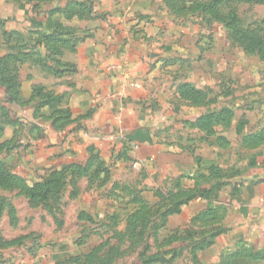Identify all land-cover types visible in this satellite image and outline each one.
<instances>
[{
	"label": "rangeland",
	"instance_id": "1",
	"mask_svg": "<svg viewBox=\"0 0 264 264\" xmlns=\"http://www.w3.org/2000/svg\"><path fill=\"white\" fill-rule=\"evenodd\" d=\"M220 1V18L234 10L239 19L235 26L264 31V1ZM210 2H159L176 22H200L204 29L215 26L216 38L220 39L214 66L220 71L213 74L215 93L209 92V96L226 112L220 125L205 128L203 137H209L214 126L219 128L225 134L217 142L221 155L217 167L212 165L205 173L198 170L184 184L175 178L170 183L149 184V174L136 166L127 145L110 159L98 155L83 163L50 167L44 173H22L19 163L25 162L26 152L35 148L40 136L37 119L46 118L43 113L47 110L37 104L44 105L54 96L48 86L39 83L26 86L24 96L20 81L24 62L10 60L3 66V76L14 85L6 87L4 79L0 82V264H264V249L243 240L233 251L211 257L208 263L199 255L231 229L226 222L231 202L214 205L223 185L220 183L229 178L243 179L251 167H264V60L256 53L245 52L230 39L222 22L202 11L203 5ZM17 33L11 31L7 45L0 43V55L12 51L13 56L20 57L17 54L28 49L31 58L25 63L37 66L35 44L41 36L27 34L26 47L23 36ZM0 35L6 38L2 25ZM61 47L54 46L55 52L68 51L70 46ZM46 62L59 64L56 60ZM197 62L196 72L204 65V61ZM39 65L45 74L49 73L44 63ZM63 67L68 68L67 64L60 69ZM206 94L194 90L187 98L196 101ZM56 97L61 104L68 100L66 94ZM5 103L17 105L16 112L27 105L32 107L33 118L11 114ZM60 113L63 122L58 127L70 119L67 109ZM232 119L249 123L242 126L241 132L236 126V135ZM181 136L187 148L200 151L199 144L204 142L187 133ZM195 160L201 167L200 158ZM54 169L58 173L50 174ZM41 178L46 181L38 183ZM202 196L213 204L182 228L166 226L167 217L177 213L171 212L177 202Z\"/></svg>",
	"mask_w": 264,
	"mask_h": 264
},
{
	"label": "crops",
	"instance_id": "2",
	"mask_svg": "<svg viewBox=\"0 0 264 264\" xmlns=\"http://www.w3.org/2000/svg\"><path fill=\"white\" fill-rule=\"evenodd\" d=\"M162 1L0 0V25L6 37L0 35V43L7 45L11 31L22 34L26 47L27 34L57 38L53 43L43 38L36 41L37 66L25 63L31 53L23 50V95L26 86L39 83L49 87L54 99L37 104L47 110L46 118L37 119L40 136L35 148L26 152L25 162L19 163L22 173H44L50 167L83 163L98 155L108 159L124 145L131 149L136 166L149 174V184L170 183L174 178L184 184L198 170L205 173L218 166L221 148L217 142L225 134L214 126L205 138L206 130L196 123L200 116L222 109L209 96L215 93L213 74L220 71L214 67L220 39L215 26L204 29L200 22L174 21L165 6H159ZM65 44L70 46L68 51L55 52L54 46ZM9 54L12 51L5 53ZM46 60H56L60 66ZM199 60L204 65L198 73L195 63ZM40 62L50 68L49 73H44ZM63 64L68 68L60 69ZM183 85L207 94L190 101ZM58 94L68 95L67 102L61 104ZM4 105L11 114L33 118L28 105L19 112L15 104ZM62 109H67L70 119L58 127L63 122ZM248 123L232 119L235 134ZM182 133L204 142L199 152L186 147ZM197 156L201 167L195 162ZM220 184L214 205L231 202L226 217L231 229L199 252L207 263L211 257L233 251L240 240L264 249V167H251L243 179L229 178ZM211 203L202 196L182 204L179 212L167 217L166 226L182 228Z\"/></svg>",
	"mask_w": 264,
	"mask_h": 264
},
{
	"label": "trees",
	"instance_id": "3",
	"mask_svg": "<svg viewBox=\"0 0 264 264\" xmlns=\"http://www.w3.org/2000/svg\"><path fill=\"white\" fill-rule=\"evenodd\" d=\"M256 1L261 2L264 0H256ZM220 3H221L220 0H211V2L208 3L207 5H203L202 11L204 13L210 14L215 20L222 22L224 26L226 27V29H228V35L230 39L234 43H236L238 46L242 47L245 52L251 53V54L256 53L260 56L262 60H264V31L261 32L258 29L252 28V26H247V27L237 26V25L235 26L234 24L237 23L239 19H238L237 13L234 10L229 11L228 12L229 14L225 15L224 18H220V16L218 15L219 9H220ZM235 29H237L238 31ZM15 33L16 32H14V34ZM17 34L20 35V37H22L21 33H17ZM39 35L41 36V38L46 40V42L53 43L57 41L56 36L53 34H50V35L39 34ZM22 38L24 39V37ZM24 54L25 53L22 51L20 52V54H17L18 56L20 55V57L13 56V54H9V55H4L3 57L0 58V82L2 79H4L6 87L10 86V88H13L14 82H11L9 79L3 76V66L7 64V62H9L10 60H16V61L22 62V59H23L22 56H24ZM182 90H183L182 92H186V95H192L194 93V89L191 86L183 85ZM224 112H226V108H222L217 112H210V113L204 114L197 119L196 125L202 130H206L205 128L207 126H212V125H215L216 122H221L223 120L222 114ZM57 173H58V170L54 169L51 171L50 174L53 175ZM45 179L41 178V180H39L38 183H41V182L44 183L46 181ZM31 190L34 193L36 189L35 187H31ZM35 193L37 194V192ZM186 202H187L186 200L185 202L183 200H180L179 202L175 204V208L171 212H178L179 207Z\"/></svg>",
	"mask_w": 264,
	"mask_h": 264
}]
</instances>
